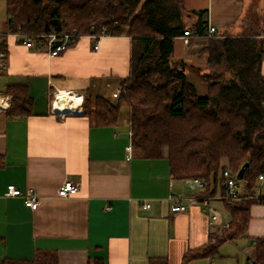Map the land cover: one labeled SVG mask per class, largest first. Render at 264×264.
I'll return each instance as SVG.
<instances>
[{
	"label": "crops",
	"instance_id": "1",
	"mask_svg": "<svg viewBox=\"0 0 264 264\" xmlns=\"http://www.w3.org/2000/svg\"><path fill=\"white\" fill-rule=\"evenodd\" d=\"M179 2L185 27L196 20L194 11L206 9L215 36L264 34V0ZM5 20L0 0V264L31 261L38 251L53 252L58 264H248L253 241L264 237V202L251 204L245 231L184 263L187 253L215 243L220 218L209 225V211L198 202L178 212L171 205L178 195H205L187 187L186 179H175L167 158L126 149L131 146L126 108L111 126L95 125L84 115L86 91L116 103L129 71L131 38L80 36L51 56L44 45L26 46L7 32ZM176 42L184 44L179 37ZM260 71L264 78V60ZM8 84L27 86L31 114L6 116ZM58 93L81 101L69 104L65 97L68 107L55 105L66 111L60 116L50 110ZM65 180L79 189L61 197L57 191ZM10 183L32 189L37 208L26 207L20 196L4 195ZM209 198L228 219L219 193Z\"/></svg>",
	"mask_w": 264,
	"mask_h": 264
},
{
	"label": "trees",
	"instance_id": "2",
	"mask_svg": "<svg viewBox=\"0 0 264 264\" xmlns=\"http://www.w3.org/2000/svg\"><path fill=\"white\" fill-rule=\"evenodd\" d=\"M5 13L7 32L22 40L73 30L77 38L129 36V71L121 79L116 103L86 91L81 102L84 115L95 125L111 126L126 108L134 152L145 158L165 157L175 179L200 177L207 184L203 195L219 193L229 228L212 245L184 255V263L215 252L223 241L245 231L251 204L264 202V179H258L264 176L263 35L192 38L184 44L189 47L195 39L218 43L199 73L206 92L198 94L187 73L199 67L175 56V39L186 29L205 35L206 9L193 12L196 20L189 27L182 24L179 0H5ZM5 92L10 95L6 116L32 113L26 85L8 84ZM245 163L237 180L243 183L240 197L228 202L223 173L236 177ZM250 260L264 264V237L254 240ZM2 264H58V259L53 252L38 251L31 261Z\"/></svg>",
	"mask_w": 264,
	"mask_h": 264
},
{
	"label": "built area",
	"instance_id": "3",
	"mask_svg": "<svg viewBox=\"0 0 264 264\" xmlns=\"http://www.w3.org/2000/svg\"><path fill=\"white\" fill-rule=\"evenodd\" d=\"M216 35V30L214 26L208 25L206 34L203 36L195 34L191 29H186L183 31L182 35L179 38L182 40L184 44H187L188 41L192 38H202V37H213ZM90 36V35H89ZM102 35H91L95 39H99ZM264 36V34H263ZM77 36L74 33H48V34H40L38 38L35 40L32 37H26L24 43L26 46H31L33 43H39L44 45L48 49V53L51 56L58 55L59 53L65 51L69 45L74 43ZM94 48H97V44L94 45ZM2 56V53H0ZM121 89L119 90V92ZM59 101L57 95L54 96V99L51 102L50 110L52 113H57L60 116H63L64 112L56 109L55 103ZM78 112V111H77ZM131 134V132H130ZM128 151H131V146H127L126 148ZM225 179V198L228 202L233 201L234 199H238L240 197L237 188V179L231 175L227 171H224ZM258 179L260 183L263 181L264 176L259 175ZM185 184L195 193L201 192L205 187L206 183L200 177H191L185 180ZM79 189L77 183H74L70 180H65L60 187L58 188L57 194L61 197H66L75 194ZM258 190L256 191L255 197L258 196ZM4 195H16L20 196L23 199V203L26 207L30 209H36L39 205V198L36 193L32 189H20L16 187L14 184L10 183L6 186ZM208 196H201V195H178L176 198V202L171 205V210L173 212L184 211L187 207V204L192 203H200L204 208L209 211V220L208 224L212 225L215 223L217 219L219 220V227L218 229L221 231H226L229 228V222L227 219H224L220 213V211L215 208L213 205L209 203ZM186 201V202H183ZM147 207V204L143 205ZM254 243V241H253ZM248 264H254L252 260L248 262Z\"/></svg>",
	"mask_w": 264,
	"mask_h": 264
},
{
	"label": "rangeland",
	"instance_id": "4",
	"mask_svg": "<svg viewBox=\"0 0 264 264\" xmlns=\"http://www.w3.org/2000/svg\"><path fill=\"white\" fill-rule=\"evenodd\" d=\"M69 33H74L77 35V33L74 30ZM217 38H222V37L215 36L213 39H217ZM213 41L214 40L207 41L206 39H195V41H193L189 47H187L186 45L180 42H176L175 44V56L177 58L182 57L188 62V64L190 63L194 66L199 67L198 71H189L187 73L188 80L194 85L198 94H204L206 92V83L202 81L199 73L205 71V62L207 58L209 56H213V54L217 52L218 43ZM0 65L2 67V64ZM121 111L124 112L125 109H122ZM242 184H243L242 182L237 181V188L239 189L242 186ZM262 192L264 193V184H263ZM216 208L220 209L222 211L224 218L227 219L226 212L219 205H217ZM224 232H225L224 230L223 231L219 229L216 230L213 234V240H215L216 237H220L222 234H225Z\"/></svg>",
	"mask_w": 264,
	"mask_h": 264
},
{
	"label": "bare ground",
	"instance_id": "5",
	"mask_svg": "<svg viewBox=\"0 0 264 264\" xmlns=\"http://www.w3.org/2000/svg\"><path fill=\"white\" fill-rule=\"evenodd\" d=\"M57 97H60L59 101H56L55 105L56 104H59L60 107H62V109H64L65 107H68L66 106V104L64 103L65 101V97H70L69 98V104H73V103H77L78 101H81V98L78 97V95H71V94H67L66 96L64 95V93H58L57 94ZM57 102H60V103H57ZM67 109V108H66Z\"/></svg>",
	"mask_w": 264,
	"mask_h": 264
},
{
	"label": "water",
	"instance_id": "6",
	"mask_svg": "<svg viewBox=\"0 0 264 264\" xmlns=\"http://www.w3.org/2000/svg\"><path fill=\"white\" fill-rule=\"evenodd\" d=\"M63 112H66V111H63ZM247 165H248V164L245 163V164H244L242 167H240L239 170L237 171V173H236V178H237L238 180H240V179L242 178L243 173H244V170H245V168H246Z\"/></svg>",
	"mask_w": 264,
	"mask_h": 264
}]
</instances>
